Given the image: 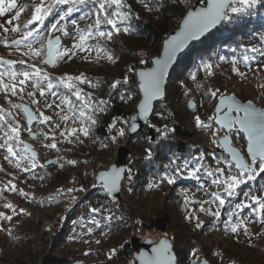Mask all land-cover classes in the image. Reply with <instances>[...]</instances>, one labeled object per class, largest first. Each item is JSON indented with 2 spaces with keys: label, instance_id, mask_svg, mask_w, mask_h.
<instances>
[{
  "label": "snow or ice",
  "instance_id": "1",
  "mask_svg": "<svg viewBox=\"0 0 264 264\" xmlns=\"http://www.w3.org/2000/svg\"><path fill=\"white\" fill-rule=\"evenodd\" d=\"M87 2L93 5V21L87 26V29H81L77 24L76 20H70L72 13L77 11L76 5L84 4L85 0H39L34 7L31 18L22 25L14 23L18 21L21 13L28 7L25 5L21 7L19 11H16L14 15H11L5 21V24L11 27H5L4 24H0V29H3L5 33L11 32H23L20 39H14L11 41L10 46H14L16 49H20L23 46L27 51L23 55L31 56L32 58H42L46 55V59H41V63L45 65L55 64L56 61L71 59L75 55V50L79 49L84 51L86 48V41L88 39H106L112 41L114 38L113 31L107 30L106 26H111L115 29V32L119 34L121 28L118 26L117 19L120 23L129 19L131 15V5L124 3V0H87ZM199 3L203 7L193 8L187 12L186 17L183 19L182 25L174 35H170L167 40L163 43V55H157L155 59L151 56L147 59L141 58L137 60V64H145L146 67L137 70L134 65H129L121 79H115L108 82V91L106 93L108 99L96 98L93 99L91 93H85L82 89L76 87V82L80 84H88L93 87H99L103 82L97 81L94 85L87 77L81 75L73 76H61L56 78L57 83L54 84L49 77V74L41 68L31 67L35 70L32 72L23 71L17 73L9 70L7 73L0 71V90H6L11 94L12 97L18 95L19 92H24L26 82L27 86H30L39 93L40 99H36V92L27 91L26 96L32 98L31 103L37 105L43 103L45 108L48 109H59L56 115L59 117L60 123H56L51 120L50 117L44 116L40 123L54 125L55 129L59 130L61 123L66 124L69 121L68 115H63L65 108L64 105L68 106V111L72 112V119L80 124L79 129L72 128L68 132L69 137L75 139L76 143L83 144L80 139V134L84 137H88L92 140L94 145H99L102 149H108L111 145L115 144L119 139L125 137L129 133H136L138 129V120L148 122L147 127L154 129L157 133L156 141L159 142L161 139H167L169 133L173 131L168 127L166 122L162 123L161 127L151 122V117H159L161 121H166L169 116L165 114L164 109H157L154 107V101H161L166 99L167 88L165 85V76L169 66L176 58L177 54L185 49L190 42L200 40L202 37L207 38L208 35L212 34V30H218V26L224 24H232L234 20L241 16L250 15L248 11L256 5L264 6V0H199ZM71 5L66 10L60 8V5ZM174 6H179L178 0H173ZM115 6L116 11H110ZM17 0H0V17H4L6 14L13 13L14 9H17ZM145 7H148L146 4ZM164 7L163 4L160 5ZM121 9H125L121 11ZM87 15V14H86ZM51 17V19H47ZM58 17V19H57ZM47 19V22H46ZM84 19V17H81ZM64 21H69L64 23ZM39 23L42 28L36 31V35H39L41 31H47L50 34V38L47 40V51L44 48L40 49L33 48V38L35 31V24ZM102 26H105L102 30ZM71 29V30H70ZM129 27L123 28L124 33L130 32ZM59 32L61 35H55ZM61 36L73 39L78 37V42L75 43L71 48L64 51H60ZM3 39V37H0ZM260 42L264 45V34L260 37ZM4 43L8 45V41L5 39ZM97 52L101 50L102 46L96 44L92 46ZM55 49V53H54ZM235 53L236 49H231ZM247 51L258 54L259 57H264V47H257L253 45ZM107 60L115 63L116 60L113 55H107ZM224 60L225 57H220ZM257 59V56L249 57L245 55L244 61H250ZM17 63L13 60L0 61V64L8 65L9 67ZM23 64L24 61H19ZM237 61L233 60V71H236ZM214 66L209 63L203 64V69L211 77L214 75ZM8 75L15 83L7 84L3 83V78ZM22 77V78H19ZM138 78V80H137ZM192 79H196L195 75ZM58 85L64 86L71 96L75 97V101L70 100L67 95L59 94L53 89ZM19 86V88H18ZM129 86V87H125ZM131 87L137 89L135 97L137 102L130 105L135 115L129 119H123L119 116L112 117L111 121L106 124V134L97 135L96 127L101 124V121L97 119V116L106 114L111 107L112 99H119L121 102L127 104L133 99L131 93ZM200 87V85H198ZM113 93H116L113 96ZM128 93V94H125ZM219 93V97H218ZM49 95L55 99L49 101ZM202 96L208 97L209 101L217 99L219 102L214 105L216 113L223 112V115H217L215 117H209V122L205 123L199 116H195V124L201 129L211 130L213 122L218 124L221 129H228L230 134L232 129L236 126V131L240 132L247 137L246 151L242 154L231 147V141L229 135H224L219 141V146L224 147L225 150L230 154L231 159L213 157L215 168H212L205 161V154L201 152L198 157L193 156L192 158H185L181 161V157L173 154V158L170 159L169 163L164 165L167 169L162 175L156 177L155 182L150 184L151 188H158L160 185L174 184L177 180L184 178L202 179L198 175L202 170L204 174L210 179V184L214 185L216 190L210 192L211 199L204 201V204L212 205L218 202V206H223L227 202L231 205L229 212L230 218L241 217L247 210H251L256 214H264V184H261V194H251L249 192L238 191L240 186L246 185L247 182L256 181L258 178L264 177V110L253 107L251 101L246 104L239 103L234 96H225L220 93L219 89H209L206 92L201 93ZM59 101V103H57ZM11 106L17 110L23 111L27 115V123L32 124L37 119L36 116L29 110L28 107L23 104H12L11 100L7 101ZM87 110V111H86ZM237 113L232 115V113ZM243 112V115H239ZM2 113V110H0ZM12 116L11 112L6 114ZM43 116V113H41ZM86 118V119H85ZM118 125H120L118 127ZM29 133L34 139H38L39 135H43L45 139H49L48 133L36 134L32 132L30 128L25 126L23 129ZM21 129L14 124L13 121L5 120V115L0 114V132L3 133L0 136V155L9 164L15 163V167L23 172H29L37 167L36 153L31 152L30 146L25 144L20 139ZM65 131L60 132V136L64 137ZM216 133L213 132L212 142L217 143L215 140ZM243 139V135L241 136ZM146 140H150V137H145ZM71 143V140L68 141ZM23 145V150H17L19 145ZM45 147L56 149V143H49ZM209 156H213L212 153H208ZM153 156L152 151H147L146 159H151ZM180 161V162H178ZM24 162H27V166H23ZM59 163V160L48 161L49 165L55 166ZM68 165L77 164L76 160L65 161ZM64 167V164H60ZM43 167V165H41ZM2 171V169H0ZM135 172L132 167L119 168L112 166L110 169L99 172L96 179L100 181V187L104 191L106 199L111 197L115 201L116 194L123 191V182L128 184L133 183L135 179ZM44 177H40L43 179ZM95 186V181H93ZM11 190L18 191L15 184L10 185ZM203 187V185H201ZM8 186H5V190ZM66 191L71 194L73 192H85L86 188L81 186L77 188H68ZM24 195L23 193H20ZM243 195L246 200L250 203H245L244 200H238L240 195ZM237 198V199H230ZM75 196L70 197V203L75 202ZM3 207L7 210H12L15 213V209L9 203H4ZM90 213L89 219L91 224L99 228L101 220H103L106 226L109 228V232L105 235L111 234L112 224L114 220H123V217H116L114 213L110 211L106 204H101L99 207L88 206ZM23 211V210H21ZM200 211L207 213L209 216L220 217L221 213L213 211L211 208H205L201 206ZM108 215H104L105 213ZM97 216L101 219L98 220ZM261 222H264V215H261ZM12 215H6L4 212H0V220L11 221ZM243 224V221H238V224L231 227L232 233L238 234V227ZM196 228L201 227V223L195 224ZM3 231H9L8 229H0ZM247 229L245 228L244 231ZM93 228H88V232L91 233ZM100 243L99 240L96 241ZM116 249H111L108 253L109 259L115 258ZM87 255V253H86ZM141 264H179L178 258L173 254L172 246L165 239L153 247L152 255L147 253H141L140 255ZM206 264V262H205Z\"/></svg>",
  "mask_w": 264,
  "mask_h": 264
},
{
  "label": "trees",
  "instance_id": "2",
  "mask_svg": "<svg viewBox=\"0 0 264 264\" xmlns=\"http://www.w3.org/2000/svg\"><path fill=\"white\" fill-rule=\"evenodd\" d=\"M37 3H39V0H17V9H14L13 13L6 14L5 16L10 18V16L14 15L16 11H19L21 7L27 5L28 7H26L25 11L21 13L19 20L16 22L20 25L27 23V21L31 18L32 12L34 11V7ZM124 3L131 5V15L129 19L125 20L123 23H120L119 19H117V23L121 28V32L117 34L115 29H113L111 26H106L107 30L113 31L114 35L112 40L113 46H110L109 44L107 45L108 53L113 55L116 60L114 63V70L105 74H96L88 71L84 67H81L79 63L70 62V60L65 61L66 64L64 65H57L55 68L47 67L45 64H43V66L41 65L43 70L49 74V77L54 84L57 83L56 78L58 77H75L77 75H81L82 77H87L90 81H92L93 85L97 81H102L103 83L99 87H93L92 85L80 84L79 82H76V87L82 89L85 93H91L93 95V99H108L106 95L108 91V82H111L115 79H121L125 69L129 65H134L137 69L141 66H146L145 64H137V60L141 58L147 59L149 56L153 58L156 51L160 52L170 30L179 25L186 12V7L181 2V0H178L179 6H174L173 0H124ZM146 4L148 7H145ZM161 4L164 5L163 8L160 7ZM197 4H201L199 3V0H197ZM70 6L71 5L66 4L60 5L59 7L66 10ZM76 7L78 10L74 11L69 19L77 21L81 17L89 16L90 20L87 26L92 23L94 18L93 5L89 4L87 0H85L84 4L78 3ZM124 10L125 9H121V11ZM147 10H149V13H147ZM110 11H116L115 6H113ZM248 11L251 13L250 15L238 17L232 24H224L218 26V30H212V34L208 35L206 39L202 38L192 50L188 51L186 55L183 56L182 60L173 69L171 79L167 85L166 99L158 101L155 106L158 110L164 109L165 114L169 116V119L166 121H161L159 117L151 118V122L157 124L158 127H161L162 123L166 122L168 127L173 131L169 133L167 139H161L159 142H154L156 141V138L155 140L151 141L146 140L145 137L147 136L146 132L144 131L136 137L131 138V140L136 144V151L141 154V156L135 157L136 153H132V159H130L128 166L132 167L136 174L132 183L133 189L130 191L131 194L134 190L139 188V185L144 182L143 178L145 176L148 177L150 184H152L155 182L156 177L167 171L164 165L169 163L170 159L173 158V154L180 156L182 161L185 158H192L193 156L198 157L199 154L203 152L205 154V161L212 168L216 167L213 157L230 159L228 155L218 151V149L212 151L207 149L204 144L194 143L190 140L193 136L191 123L185 114L181 113L179 110L177 111L173 107L175 98L172 95V91L177 90L178 88H180L182 91L185 88H188L190 82H196L198 85H200L201 92H206L209 89H219L220 93L222 94L235 92L234 88H232V86L229 84L230 75L232 73H236L239 67L247 66L251 63L252 60H243L245 55H248L249 57H259L258 54L247 51L248 49H250L253 45H256L257 47H264V45H262L260 42V37L262 34H264V6L256 5ZM47 19H51V17ZM68 22L69 21H64V23ZM125 27H129L131 31L124 33L123 28ZM41 28L42 26L39 23L35 24L32 45L33 48H35V45L41 39L46 36H50L49 32L47 31H41L39 35H36V31H39ZM104 28L105 26H102V30H104ZM81 29L86 30L87 27ZM1 30L3 29H0V37H3V39H0V61H4L3 59L7 55L6 52L9 55L17 52V57L15 60H13L17 63L11 65L10 67L8 65L0 64V71L6 73L9 70L15 71L17 73L23 71H34L35 69L31 66L38 65L35 62L36 58L23 55V53L27 51V49H25L23 46H21L20 49L10 46L11 41L14 39H20L23 32H14L12 40L8 42L9 46L5 48L7 49L5 52L2 47L4 48V46H6L4 40H8L9 36L4 31V33H1ZM42 46L44 50H46L44 40ZM150 49L154 50L150 51ZM231 49H236L235 53H233ZM220 57H225V59L221 60ZM21 60L24 61L23 64L19 63ZM233 60L237 61L236 71H233ZM57 62L63 63L64 60H58ZM204 63H209L214 66V75L211 77H209L208 73L204 71ZM193 75L196 77L195 80L192 79ZM254 76H256V74ZM256 80L258 83H260L259 86H264V80H262L261 76L256 77ZM2 82L7 84L15 83L8 75H5ZM26 83L28 84V82ZM53 90L57 91L59 94L67 95L70 100L75 101V97L71 96L64 86L58 85ZM0 91V99L2 98L3 100L1 102H3L4 105L6 104L8 107L9 103L7 101H12V96L6 90ZM136 91L137 89L135 87H131L133 99L127 104L121 102L118 98L111 100V107L109 111L106 114L97 116V119L101 121V124L96 127L97 135L106 134V124L111 121L112 117L119 116L123 119H128L133 111L130 105H133L137 102L135 97ZM115 95L116 93H113V96ZM245 98L249 99L252 97L246 94ZM206 99L209 100L208 97H206ZM217 99L211 100L213 102V106L215 105ZM12 103L19 104L16 101H12ZM0 108L2 107L0 106ZM16 118H19L18 121L23 123L26 121L24 116H19ZM70 118L72 119V112L70 114ZM37 124H39V122ZM213 125L218 127V125L215 123ZM25 126L31 130L33 129V127H30L26 124L22 130L25 128ZM119 126L120 125H118V127ZM25 135L28 134L26 133ZM242 135L243 134L240 132L236 134V136L239 137ZM20 139L22 140V136ZM80 139L83 141V144L81 145L83 152H80V155L85 157L88 161L96 160L97 162H100L98 155L105 149L100 148L99 145H94L90 138L84 137L82 134H80ZM246 143V137L243 135V139L239 144L244 148V150L246 149ZM117 144L118 142L111 145L108 150L115 152ZM21 145L20 150H23ZM147 151L153 152L151 159L145 158ZM208 153H212L213 156H209ZM3 163L0 166V169H2V171H0V212H2L1 208L3 207L4 203H6L5 196L3 195V189L5 185L8 184L7 181L12 180L11 175L7 173V167L11 168L15 166L14 162L9 164L4 159ZM75 167L77 166L71 165L70 170L76 169ZM198 175L201 176L202 179L181 178L174 184L164 183L160 185L158 188L165 193V200L162 201L163 206L159 210H154L155 208L148 209L147 216H141L139 222L136 217H133L129 212L127 204L123 203L121 200L119 201L116 199L113 201L111 197L106 199L104 191L94 193L97 187L91 188V190L85 195V199L78 201L81 202L80 206L77 204L74 205L75 208L74 206L72 207L70 213L66 216V220L70 216H73V218L78 219V224L80 226L89 223L90 213L88 206L91 205L92 207H99L101 204H106L116 217H123L122 221L114 220L111 222V233H118L122 239L113 245L103 246L101 250L97 251L99 254L98 256H100L97 264H111V261L114 259H109L108 257V253L111 249L117 250L115 258H130L133 247L129 242L128 235L133 230H139V228L147 230L157 229L161 232L167 233L172 232L173 247L177 253L179 264H198L199 258H196L197 255H205V257H207L212 262V264H264V260H262L260 257H249L239 251L233 250L232 248H222L220 245H216L214 248H208L200 241L199 236L202 235L205 230L212 227H221L230 230L232 226L238 224V221L241 220L243 215L241 217L230 218L229 212L231 210V205L226 200L223 206H218V202H216V204H212L214 211L218 210L221 213L219 218L215 216H208L207 220L202 221L199 206L203 205L204 201L211 199L210 192L215 191L216 188L214 185L210 184V179L204 174L203 170L198 173ZM53 179L56 180V177ZM261 184H263V179L258 178L256 181H250L247 182L246 185L240 186L238 191L242 190V192H247L246 189L249 187L252 188L250 192L253 189L261 190ZM201 185H203V187H201ZM196 189H204V191H206L205 198H200V200L192 199V192ZM98 196L101 197V200L96 199ZM241 197L242 194L238 197V200H242ZM169 207H171L172 210H170ZM132 211L135 212L136 209L132 208ZM104 215H108V213L106 212ZM97 219L100 220L101 217L97 216ZM197 222L201 223L200 228L195 227ZM101 223L107 228L103 220H101ZM2 225L8 227L7 221L0 220V226ZM0 232L3 233V230H0ZM12 233L14 234L13 231ZM57 235L69 238L72 234L67 229L66 223H64L62 229ZM254 246L258 247L262 251V254H264V248L259 242H256ZM37 250L39 251L36 258L37 262L34 264L69 263L67 257L60 258L50 252L40 254V249L38 248ZM3 258L10 260V262H12L10 264L24 263L23 261L14 259L8 253H4L3 244H0V260H3Z\"/></svg>",
  "mask_w": 264,
  "mask_h": 264
},
{
  "label": "rangeland",
  "instance_id": "3",
  "mask_svg": "<svg viewBox=\"0 0 264 264\" xmlns=\"http://www.w3.org/2000/svg\"><path fill=\"white\" fill-rule=\"evenodd\" d=\"M181 2L185 5L186 12L191 8L202 5V4L198 5L197 0H181ZM148 11L149 10H147V13H149ZM4 17H0V24H4L5 27L10 28L11 27L10 25L5 24V21L8 19L7 16ZM89 20L90 17L85 16L84 19L79 18L76 22L80 28H86L87 24L89 23ZM16 22L17 21H15L14 23ZM179 26L180 23L177 27L173 29H176ZM173 29H171L170 32ZM1 31H2L1 33H4L3 30ZM58 33L59 32H57L55 35H61L60 33L59 34ZM7 34L9 36V39L7 41L9 42L10 40H12L14 32L9 31L7 32ZM47 37L48 36L41 39L35 45V48L40 49L41 47H43L42 46L43 40L45 41V45H46ZM167 38L165 40H167ZM61 39L63 40V42L60 51H64L68 48H71L75 43L78 42V37H75L73 39H68L61 36ZM85 43H86V48L84 51L76 49L75 55H73L71 59L64 60V62L70 60V62L79 63L81 67H84L88 71L96 74H105L112 72L115 68V64L108 61L106 57L107 55H109L107 51V45L109 44L110 46H113L112 44L113 42L107 41L106 39L97 40L93 38V39H88ZM96 44H100L106 47H102L101 50L97 52L92 47L93 45ZM5 48H7V46H4V48L2 47V49L6 52L7 49ZM162 49H163V45L161 51ZM152 50L154 49H150V51ZM46 51H47V46L45 52ZM161 51L160 52L156 51L153 59L158 54L161 55ZM6 54L7 55L4 58H10L15 60L17 57V52L13 53L12 55H9L7 52ZM184 55H186V53ZM43 57L44 59H46V55ZM43 57L36 58L35 62L38 65L35 66L37 68L43 69L42 68L43 63H41V59H43ZM57 61L54 67L48 65L46 66L55 68L57 65L66 64V62L60 63ZM142 67H146V66H141L140 68ZM255 74L256 76H254ZM258 76L259 77L261 76L262 80H264V57H257V59L252 60L249 65L239 67L236 73H232L230 75L229 84L230 86H232V88H234L236 92V93L235 92L232 93H235L243 101H247L250 99L254 101L258 106L264 107V86L263 87L259 86L260 83H258L256 80V77ZM27 91L36 92L34 88L27 86L26 83L24 92H19L18 90V95L12 97L13 99L12 101H16L19 104L28 103L33 107L34 111L37 113L39 124L35 123L33 126H31L33 127L32 132L38 135L41 133H48L49 139H45L43 135H39L38 139H34L32 136L29 135L27 131L22 130L24 125L26 124L28 125L27 118L24 116L22 109L17 110L13 108L11 104H9V106L7 107L6 104L4 105V103L1 102L3 101L2 98L0 99V106L2 107L0 108V110H2V113L0 114L5 115V120L13 121L14 124H16V126H18L21 129L20 137L22 136V141L24 142L26 140L30 142L32 147L38 152V158H36L37 167L29 172H23L20 169H17L15 166L11 168L7 167V173L11 175L12 180L7 181L8 184L6 185L8 186V189L5 190L4 187L3 195L5 196L6 203H9L13 206V209H15V213L12 210L5 209L4 207L1 208L2 212H4L6 215H12L13 219L10 222L7 221L8 227L7 226L5 227L3 225L0 226L1 229L9 230V231H3L5 236L2 232H0V244H3L4 253L6 252L9 255H11V257H13L14 259L23 261L24 262L23 264H34L35 262H37L36 258H37V253L39 252L37 250L38 248L41 251L40 254L50 252L60 258L67 257L69 260L68 264H74L76 262H81L83 264H97V261L100 257L98 256L99 254L97 253V251L101 250L103 246H110L113 245L114 243H117L120 239H122L121 236L118 233L116 234L111 233L110 235H105V233L109 232V229L108 227L107 228L104 227L102 223L100 224L99 228L95 227L93 224H91V222L80 226L78 224L77 218H73V216H70L66 220V216L70 213L74 205L79 204L80 206L81 202L78 201L85 199V195L91 190V188L97 187L94 193L100 191L103 192L100 185L95 184V186H93V181L96 177L97 172L104 169H108L113 163L116 162L118 156V150H120L121 147L125 146L130 149V154L127 159L126 168L129 166L130 159H132L131 158L132 153H136L135 157L141 156V154L136 151V144L131 140V138L136 137L143 131L146 132V136H147L151 128L146 126V124L148 123L146 122L144 127L138 134L130 136L129 133L125 137L119 139L117 141L118 144L116 146L115 152L106 149L103 150L98 155V158H100L99 159L100 162L99 161L97 162L96 160L88 161L85 157H82L80 155V152H83L81 148V144L76 143L75 139L69 137L68 132L65 131V129L70 131L72 128L79 129L80 127V124L77 121H74L73 119L70 118L71 112L68 111L67 105L63 106L65 108L63 115H68L70 119L66 124L61 123L59 130H57L55 129L54 125L47 123L42 124L40 123V121L43 120L44 116H47L50 117L52 121L56 123H60L59 117L56 115L59 109L45 108L43 103L33 105L31 103L32 98L25 95ZM201 93L202 92L200 91V87H198V83L190 82L188 88H185L182 91L180 88L172 91V95L175 98L173 107L177 111L179 110L181 113L185 114L189 118V121L191 123V128L193 129V136L190 139L191 141H193L194 143H202L209 150L215 151L218 149V151L223 152L219 150V147H221L219 146L220 138L230 133L227 132L225 129L219 128L220 126L218 124H217L218 127L213 125L211 130L201 129L195 124V119H194L195 116H199L201 120L204 121L205 123L209 122V117L216 116L213 102L207 100L206 96H202ZM226 94H231V93H226ZM226 94L224 93L223 95ZM246 94H248V96H251L252 98L246 99L245 98ZM48 98L49 101L55 99L50 95ZM36 99L37 100L40 99L38 92H36ZM191 101H193L195 104L194 108H190ZM217 102L218 99L215 104H217ZM57 103H59V101H57ZM8 112H11L12 116H7L6 114ZM41 113H43V116L41 115ZM134 113L135 112L132 111V114H130L128 119ZM19 116L22 117L24 116L26 118L25 123L18 121L19 118L16 117ZM235 130L236 127L232 130V133H234V135L233 134L230 135H232L234 139V144L240 147L244 153L246 149L244 150V148L241 147L239 144L242 141V138L236 136V134H238L239 132L237 131L235 132ZM61 131H65L64 137L60 136ZM213 132L216 133L215 140L217 141V143L212 142ZM26 133L28 135H25ZM2 135L3 133L1 132L0 136ZM155 135L157 136L156 132ZM69 140H71V143L68 142ZM49 143H56L57 148L51 149L45 147V145ZM21 146L23 148V145ZM246 147H247V143H246ZM20 149L21 147L19 145L17 150ZM78 159H82V160H78ZM50 160H59V163H57L55 166H52L47 164L48 161ZM67 160H76L77 161V164H75L77 166L75 167L76 169L70 170L71 165L65 163V161ZM0 161H1L0 163L1 166V164L3 163L2 156H0ZM62 163L64 164V167L60 166V164ZM41 165H43V167H41ZM23 166H27V162H24V165H22V167ZM40 177H44V178L40 179ZM54 177H56V180L53 179ZM261 179H263V184H264V177H262ZM143 180L144 182L141 185H139V188L137 190H134L132 194L130 192L133 189L132 183L128 184L127 182H123L124 190L121 191V198L116 197L119 201L121 200L123 203L127 204L129 212L132 214L133 217H136L138 222L141 216H147L148 209H154V208H155L154 210L161 209V207L163 206L162 201L165 200L164 191L160 190L159 188L156 189L151 188L153 189L151 190L150 180L148 179V177L145 176ZM11 184H15L16 189L18 191L11 190L10 187ZM81 186L86 188L87 191L85 192L77 191L71 194H69L66 191V189L68 188L79 189ZM251 189L252 188L249 187L246 189V191L251 194H257V195L261 194V190L253 189L250 192ZM20 193H23L24 195H21ZM205 194L206 191H204V189L203 190L196 189L195 191L193 190L192 199L200 200V198H205ZM71 196H75L76 198L74 203L69 202ZM96 199L101 200V197L98 196ZM241 199L244 200L245 203H250V201L246 200V198L243 195ZM201 206L205 208H211L214 211L212 205H207V204L204 205L203 203V205ZM201 206H199V210ZM132 208L136 209V211L133 212ZM169 209L172 210L171 207H169ZM200 213H201V220L202 221L207 220L209 215L202 211H200ZM261 215L264 214L258 215L256 213H253L249 209L241 217L243 224L240 227H238V234L232 233L231 230H228L226 228L212 227L205 230L202 233V235L199 236L200 241L203 243L204 246H207L208 248H212V247L214 248L216 247V245H220L222 248L225 249L232 248L233 250L239 251L246 256L249 257L256 256L264 260L263 257L264 254H262V251L258 247L254 246L256 242H259L260 245H262V247L264 248V222H261V218H260ZM64 223H66L67 229L72 234L69 237L70 239L64 236L57 235L58 232L62 229ZM90 227L93 228V231L91 233L88 232V228ZM245 228L247 229L246 231H244ZM12 231L14 232V234L12 233ZM134 237H138L141 242H144L147 239H151L152 243H157L162 237L172 238V232L167 233V232H161L157 229L147 230V229L139 228V230L137 231L133 230L128 235L130 244H131V239ZM97 240L100 241L99 244L96 243ZM204 256L205 255H197L196 258L197 259L199 258L200 261V259ZM10 263L12 262H10V260L6 258L0 260V264H10ZM132 263L133 264L136 263L133 257V251L131 257L128 259L117 257L111 261V264H132Z\"/></svg>",
  "mask_w": 264,
  "mask_h": 264
},
{
  "label": "water",
  "instance_id": "4",
  "mask_svg": "<svg viewBox=\"0 0 264 264\" xmlns=\"http://www.w3.org/2000/svg\"><path fill=\"white\" fill-rule=\"evenodd\" d=\"M199 7H203V5L196 6L195 8H199ZM192 9H193V8H191V9H189V10H192ZM189 10H188V11H189ZM188 11H187V12H188ZM187 12L184 14V16H183V18H182V20H181V22H180V26L182 25V23H183V19L186 17ZM180 26H179V27H180ZM179 27L176 28V29H173V30L169 33V36H170V35H174L175 32L179 30ZM169 36H168V38H169ZM49 38H50V36L47 37V40H48ZM168 38H167V39H168ZM202 38H203V37H202ZM202 38H201V39H202ZM201 39H200V40H201ZM47 40H46V46H47ZM200 40L190 42L189 45H188L185 49H183L180 53L177 54L176 58L173 60L172 64L169 66V68H168V70H167V73H166V76H165V85H166V86H167V84H168V81H169L170 77L172 76V72H173L174 67L180 62V60H181V58L183 57V55H184L185 53H187L189 50H191L192 48H194V47L196 46V44H197ZM62 42H63V40L61 39V45H62ZM54 53H55V49H54ZM162 55H163V49H162V51H161V56H162ZM46 58H47V57H46ZM155 58H156V57H155ZM155 58H154V59H155ZM3 60H12V59L4 58ZM55 64H56V63H55ZM55 64H54V65H55ZM54 65H53V64H49L48 66H54ZM143 68H145V67H142V68H139V69H143ZM139 69H138V70H139ZM137 80H138V78H137ZM225 96H234V97L236 98V100H237L239 103H241V104H246V103H248L249 101H251L252 104H253V107H255V108H257V109L264 110V107H262V106H258L254 101H252V100H250V99L247 100V101H243V100H242L239 96H237L235 93L226 94ZM156 102H157V101H154V102H153L154 107H155V103H156ZM218 102H219V100H218ZM218 102H217V103H218ZM23 105L26 106V107H28L29 110L33 113V115L37 117V119L34 120V121L32 122L31 125L28 124L29 126H33L36 122H38V116H37V113L34 111L33 107H32L30 104H28V103H23ZM194 106H195L194 102L191 101V102H190V108H194ZM215 113H216V112H215ZM24 114H25V113H24ZM236 114H237V113H235V112L232 113V115H236ZM133 115H135V113H134ZM133 115H132V116H133ZM217 115H223V112H221V113H216V116H217ZM239 115H243V112H240ZM25 116H26V118H27V115H26V114H25ZM137 123H138V125H139V126H138V129H137V132H136V133H130V136H133V135L138 134V133L142 130V128L144 127L146 121L138 120ZM236 127H238V126H236ZM234 128H235V127H234ZM234 128H233V129H234ZM233 129H232V130H233ZM225 130H226L227 132H229L228 129H225ZM227 135H229V140L231 141V147H232L233 149H235L236 151L241 152V153L243 154V151L241 150V148L234 144V139H233L232 135H230V134H227ZM147 137H150L151 140H155L156 135H155L154 129H151V130L149 131V133L147 134ZM245 137H246V135H245ZM222 138H223V137H221L220 140H221ZM246 139H247V137H246ZM24 143H25V144H28V145L30 146V150H31V152H35V153H36V158H38V152H37V150H35V149L32 147L31 143L28 142V141H26V140L24 141ZM219 150L223 151L225 154H227V155L230 156V154L225 150L224 147H219ZM129 154H130V149H129L128 147H125V146H124V147H121L120 150H118V156H117V160H116V162L113 163L108 169H110L112 166H116V167H119V168H126L127 159H128ZM230 158H231V157H230ZM0 163H1V161H0ZM45 164H46V163H45ZM47 164H48V163H47ZM47 164H46V165H47ZM108 169H104V170H101V171H105V170H108ZM101 171H99V172H101ZM99 172H97L96 177L98 176ZM96 177H95V179H94L95 184H96V185H100V181H99L98 179H96ZM116 197L121 198V192L117 193V194H116ZM165 239H166V240L169 242V244L172 246L173 254L177 257V253L175 252L174 247H173V241H172V238H170V237H162V238L159 240V242H157V243H152V240H151V239H147V240H145L144 242H141L140 239H139L138 237H134V238H132V239H131V244H132V246H133V248H134V250H133V257H134V259H135V261H136L135 264H141V261H140V259H139L141 253H147L148 255H152V249H153V247L157 246V245L160 243V241L165 240ZM205 262H206V264H212L211 261H210L207 257H205V256L202 257V258L200 259L199 264H205ZM74 264H82V263H81V262H76V263H74Z\"/></svg>",
  "mask_w": 264,
  "mask_h": 264
}]
</instances>
